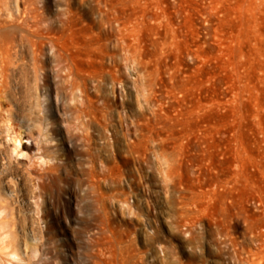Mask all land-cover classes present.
Instances as JSON below:
<instances>
[{
  "label": "rangeland",
  "instance_id": "374dc122",
  "mask_svg": "<svg viewBox=\"0 0 264 264\" xmlns=\"http://www.w3.org/2000/svg\"><path fill=\"white\" fill-rule=\"evenodd\" d=\"M31 1L55 27L71 12L56 44L85 94L60 87L69 141L25 221L40 232L14 239L25 264H264V0ZM21 57L19 107L41 122Z\"/></svg>",
  "mask_w": 264,
  "mask_h": 264
},
{
  "label": "bare ground",
  "instance_id": "6f19581e",
  "mask_svg": "<svg viewBox=\"0 0 264 264\" xmlns=\"http://www.w3.org/2000/svg\"><path fill=\"white\" fill-rule=\"evenodd\" d=\"M17 1L11 7V4L0 0V264H25L14 239L18 233L40 232L39 228L30 227L25 221L34 220L31 210H39V197L56 178L55 164L61 162L54 156L59 150L56 134L62 136L63 142L69 141L64 122L69 117L68 105L60 87L64 86L74 100L77 92L85 94V82L76 77L71 59L56 44L60 38L58 33L62 34L64 28L68 27L66 24L71 12L64 9L55 27L51 21L43 18L31 0H19L23 3L21 8ZM23 53L33 60L34 89L37 90L38 82L41 90H44L45 105L41 107V122L36 118H26L19 107L20 97H16L14 77L24 67ZM42 60L49 67H45ZM92 82L96 88H100V77ZM25 130L27 139L24 137ZM24 139H31L30 146L34 147L32 154L25 151V148H30L25 146ZM93 189L92 185L80 188L77 195H71L70 201L59 203L57 220L62 219L66 224L65 207L74 205L77 198L86 204L89 191ZM29 197L35 201L32 202ZM97 210L96 204L94 211ZM19 218L20 224L17 222ZM56 223L54 221L52 225ZM52 225L47 227V232L54 230ZM70 261L76 264L73 258Z\"/></svg>",
  "mask_w": 264,
  "mask_h": 264
}]
</instances>
